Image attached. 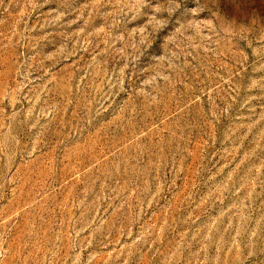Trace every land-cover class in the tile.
Masks as SVG:
<instances>
[{
    "label": "rangeland",
    "instance_id": "374dc122",
    "mask_svg": "<svg viewBox=\"0 0 264 264\" xmlns=\"http://www.w3.org/2000/svg\"><path fill=\"white\" fill-rule=\"evenodd\" d=\"M0 264H264V0H0Z\"/></svg>",
    "mask_w": 264,
    "mask_h": 264
}]
</instances>
